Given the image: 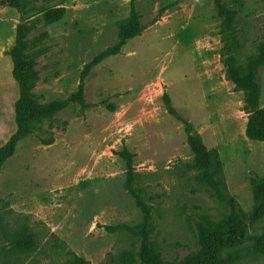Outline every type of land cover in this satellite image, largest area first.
I'll use <instances>...</instances> for the list:
<instances>
[{
    "label": "rangeland",
    "instance_id": "1",
    "mask_svg": "<svg viewBox=\"0 0 264 264\" xmlns=\"http://www.w3.org/2000/svg\"><path fill=\"white\" fill-rule=\"evenodd\" d=\"M140 33L83 79L81 104L33 125L0 173V264H196L232 218L264 236V142L245 136L242 83L264 110V0H134ZM0 0V147L16 130L20 25L36 103L63 102L118 42L130 0ZM64 9L51 25L43 15ZM203 149L211 168H196ZM148 213L149 261L139 259ZM32 235L29 253L11 249ZM128 255L130 262H125ZM218 264H264L239 243Z\"/></svg>",
    "mask_w": 264,
    "mask_h": 264
},
{
    "label": "trees",
    "instance_id": "2",
    "mask_svg": "<svg viewBox=\"0 0 264 264\" xmlns=\"http://www.w3.org/2000/svg\"><path fill=\"white\" fill-rule=\"evenodd\" d=\"M25 1L26 0H6L7 5L16 10L19 14L24 13L26 9ZM64 15V9H52L43 15V22L46 25H51L60 21ZM140 31L141 26L139 23V15L135 8V2L134 0H130L129 18L119 31L117 44L97 55L93 61L84 68L77 91L63 102L40 105L35 102L33 96L35 73L25 58V38L27 30L23 25L18 27L15 41L10 52L12 78L18 88V99L14 105V123L16 130L7 142L0 147V173L3 165L14 155L18 143L31 134L33 125L52 117L71 104H81L84 97L83 79L89 70L106 58L117 55L126 42L137 36ZM242 87L245 92V110L248 114L245 136L251 141L263 143L264 110L259 108V88L251 81L243 82ZM195 163L196 168L203 172L211 168V160L202 148L196 155ZM147 221L148 213L145 211V224L139 234L141 238L139 259L144 263L149 261L148 254L150 250ZM246 242L264 251V236H247L236 224L235 219L232 218L226 223L222 232H213L206 235L203 240V254L197 260L196 264H218L219 254L223 248ZM33 247L34 237L32 235L20 234L11 242V249L19 253H29L32 251ZM130 260H132V256L128 255L125 262H130ZM72 264H86V262L81 258H77Z\"/></svg>",
    "mask_w": 264,
    "mask_h": 264
}]
</instances>
